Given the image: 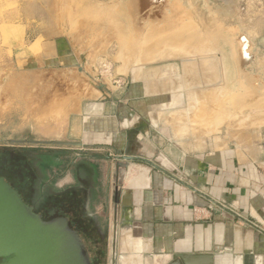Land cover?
<instances>
[{"label": "crops", "instance_id": "1", "mask_svg": "<svg viewBox=\"0 0 264 264\" xmlns=\"http://www.w3.org/2000/svg\"><path fill=\"white\" fill-rule=\"evenodd\" d=\"M19 28L24 37L15 40L12 34L9 41L23 67L14 69L10 86L23 91L16 93L15 105L11 96L1 99L0 132L11 127L13 116L25 114L23 129L80 142L73 147L92 155L103 210H113L115 164L129 158L124 188L131 191L132 206L125 209L128 222L118 226L117 233L128 229L120 250L140 246L145 262L162 258L156 264H264V124L247 122L239 131L215 113L197 121L185 118L181 112L189 111L187 93L193 87L185 84L181 65L173 67L172 88L163 79L126 90L101 85L83 103L76 88L67 92L66 83L76 68L84 69L71 52L78 37L34 38L28 23ZM87 28L91 38L98 35L97 25ZM108 33L102 31L101 38ZM36 42L38 54L31 51ZM193 111L203 112L198 106ZM54 147L50 151L59 153ZM61 171H49L59 186L67 178ZM127 197L122 193L121 202Z\"/></svg>", "mask_w": 264, "mask_h": 264}, {"label": "rangeland", "instance_id": "2", "mask_svg": "<svg viewBox=\"0 0 264 264\" xmlns=\"http://www.w3.org/2000/svg\"><path fill=\"white\" fill-rule=\"evenodd\" d=\"M111 1L112 0H0V101L1 99L8 100L11 96V99L13 98L11 102L15 105L17 104L16 93L23 91L16 90V86H10L11 79L15 78L14 69L16 67H23V64L19 62L20 58L15 56L16 50H11L9 38H12V34L15 40L23 38L25 35L24 29L19 27L22 22H25L29 24L28 35H32L34 38L37 36H39V38H57L60 36L68 38L69 35L78 37L76 38L77 41L74 40V42L72 40L71 52L72 54L75 53L78 55V59H76L75 63H79L81 68L83 67L84 69L80 71L79 68H76V75L73 76L75 78L72 80H69V77L66 78V83L67 92L68 88H76L73 93H75L74 95L76 96L81 95L83 103L87 102L85 97L89 98L88 92L92 89L95 90L101 85H105V87L111 90H113V87H116L117 90H126L127 87L129 88L133 83H137L141 86L147 83L148 86H154L155 83H159V81L163 79L170 84L168 88H172L173 85L171 84H173L174 77L173 67L176 68L178 65H181L185 84L189 88L193 87V90L187 93L189 111L181 112L182 114L186 113L185 118L188 117L196 120L197 118L199 119V117L203 118V116H209L204 114V112L210 108L204 104L200 107V110H203V112L200 114L195 113L194 115L193 113L195 111L193 110L196 105L192 103L191 100L195 98L200 101L203 100L204 97H213V94L221 92L222 94L220 96H225L226 101H220V104L213 106V108L221 113L220 116H226L225 123L229 121V124L233 126V130L234 128H238L239 131L244 130L247 128V122L249 124L252 122V124L257 126L264 124V101L259 102L261 105L257 103L259 106L256 104L248 107V109H242V107L246 106L243 104L244 96L242 94L245 92V89L240 85L246 83V86L251 87L254 83V79H252V77L245 78L237 74L240 84L238 88L240 90L238 88H233L231 86V80L235 78V76L231 69L232 67L230 68V66H232V59L220 53H218L219 55L215 54V52L222 47L220 44H214L215 41L220 39L221 32L217 28L210 29L211 18L208 15L209 13L204 0L184 1L195 14L199 26H203V28L209 30L199 31V29L191 25L193 29L204 40L207 39L210 41L211 39L208 38H210V36L211 38L214 37L211 40V44H213L208 45V43L203 46L197 39L182 38L189 35V32H185V28L190 25H183L175 29L173 24L177 25L181 19L182 21L187 19L186 14L184 17L178 14L174 17L176 22L172 23L171 26L166 25L163 26L162 29H148L147 34L144 35V38L142 37L147 47L144 49L142 47L138 48L136 51V58L139 55H151L150 58L144 59L143 67L138 65L128 66L126 64V61L129 64H133L132 62L134 61V58H132L133 56L130 55L131 53H127V51L130 50L129 48H131L130 42L133 40L132 38H134V35L130 29L127 30L124 16L120 17L119 11L122 9L121 5L116 4L113 6V9H106L99 6L100 4L109 3ZM207 1L214 11H222L220 12V17L226 24H238L243 32L255 42L261 49L259 60L262 61L259 62L261 65L264 64V0ZM16 25H18V29ZM94 25H97L99 32L98 35L94 36L95 38H91L90 32H88V28L86 30V27H92ZM169 27H171L170 33H167V31L165 32ZM102 31L103 34L105 31H109L108 40L106 38H101L102 36L100 33ZM176 36H180V38L176 39ZM170 41L173 42L171 43ZM20 44V49L25 50L26 43L20 41ZM164 48H166V50L168 48L169 50L165 53L166 50ZM40 49L39 42L34 43L31 47V51L34 54L40 53ZM11 51H15V53L13 52V54ZM177 51L178 53H174ZM119 53L123 63L121 68L118 58ZM126 54L127 58L125 61L124 56H126ZM20 57L24 58L22 55ZM137 62L138 61H136V63ZM203 66H205V68H203ZM86 68L90 70V73H87ZM119 68L121 73L118 71ZM255 69H259V67L256 66ZM39 80L40 82L44 81L43 79ZM18 83H20L19 80ZM196 88L199 89L197 90ZM11 89L12 91H10ZM29 92L31 93L32 91L30 90ZM229 92L231 93L229 94ZM5 94H7V96ZM216 98L217 95L214 99ZM213 104H215V101ZM26 118L27 115L25 114L13 116L11 127H9L7 131L0 132V148L17 150V147L23 146L24 144H13L10 141L24 139L30 134L35 140H51L41 137L36 132L23 129L21 122ZM228 127L227 129H229ZM60 140L75 142V140L68 139ZM52 150L64 153L63 157L67 166L70 162L74 163L81 159L89 161L92 156L88 151L72 146L54 147ZM96 163L100 164L101 162L98 161ZM1 168H4L5 171ZM0 171H3L5 174L7 173V175H14V186L23 192H27V185L30 183L31 177L29 164L22 156L12 151H9L6 157L0 154ZM65 173H67V178L62 179L60 183H66L63 185L64 187L74 184L76 181L73 178L71 166L68 167ZM93 209L102 217L104 227L108 229L109 232L105 246L100 248L99 257L101 259V264H147V261L145 262L140 256V252L143 249L131 252L118 250L115 257L113 256V210H103L99 199L93 203ZM127 231L128 229H126V227L119 228V235L117 236L118 245H120L119 239ZM118 248L119 246H117V249ZM161 259L162 258H155L153 264H156V262Z\"/></svg>", "mask_w": 264, "mask_h": 264}, {"label": "water", "instance_id": "3", "mask_svg": "<svg viewBox=\"0 0 264 264\" xmlns=\"http://www.w3.org/2000/svg\"><path fill=\"white\" fill-rule=\"evenodd\" d=\"M208 15L211 18L210 29H218L221 32L223 40L222 47L215 54L228 55L229 50L237 51L238 74L245 78L252 77L254 83L251 87L241 84L245 89L243 92L244 103L246 106L242 109H248L264 99V64H260L259 55L261 49L255 42L243 32L238 24H226L220 17V10L214 9L208 4ZM119 4L122 9L119 11L120 17L124 16L127 24V30L133 33L134 38L130 42L131 48L127 51L134 58L133 64L124 60L128 66H144V59L150 58L151 55H139L136 58L138 48L145 46L144 35L148 29L159 28L172 25L176 22L175 15L186 14L187 19L180 21L177 25L173 24L175 29L183 25H192L199 31H208L209 29L199 26L195 14L185 4L184 0H112L109 3L100 4L102 8L113 9V6ZM217 14V16H216ZM171 27L167 33H170ZM163 31V30H162ZM161 31V32H162ZM143 37V38H142ZM119 64L122 66V60L119 53ZM146 60V59H145ZM136 61H138L136 63ZM260 61V62H259ZM259 62V63H258ZM135 63V64H134ZM256 66L259 69H255ZM120 68L118 71L120 72ZM121 73V72H120ZM13 144H24L22 141H10ZM29 144L44 147H73L81 146L80 142H64L57 140L31 141ZM117 161L115 164V193L113 206V246L112 253L115 256L117 251L118 226L121 223L128 222L130 215L125 209L132 206L131 191L125 190V176L129 171L128 162ZM128 195L127 202H121V194ZM122 213L128 214V218L121 220ZM95 220L96 226H100L98 217L91 214ZM123 221V222H121ZM0 264H92L89 251L79 233L74 230L67 218L57 217L45 220L36 213L34 208L25 202L22 194L0 175ZM147 264H153L148 260ZM170 264H180L179 261Z\"/></svg>", "mask_w": 264, "mask_h": 264}, {"label": "flooded vegetation", "instance_id": "4", "mask_svg": "<svg viewBox=\"0 0 264 264\" xmlns=\"http://www.w3.org/2000/svg\"><path fill=\"white\" fill-rule=\"evenodd\" d=\"M16 141L25 142L24 145L27 146L17 147V150L1 147L0 154L6 156L9 151H12L27 160L31 177V181L27 185V192L14 186L15 176L3 173L5 167L1 168L3 171H0V175L22 194L25 202L32 206L43 219L67 218L71 227L79 233L85 242L92 264H101L100 248L105 246L109 232L104 227L102 217L93 209V203L98 198L95 168L89 161L83 159L75 161L71 165V170L76 182L66 187L59 186L50 177L49 171L45 169L46 157L51 153V149L29 144L28 142L38 141L33 139L31 134ZM91 214L98 217L99 227L96 226Z\"/></svg>", "mask_w": 264, "mask_h": 264}, {"label": "bare ground", "instance_id": "5", "mask_svg": "<svg viewBox=\"0 0 264 264\" xmlns=\"http://www.w3.org/2000/svg\"><path fill=\"white\" fill-rule=\"evenodd\" d=\"M181 21H182V19H181ZM195 28V27H194ZM154 29V28H153ZM185 32H189V35H186L185 37H182V38H193V39H197V40H199L200 42H201V44L204 46V44L206 45V44H208V45H212L211 44V40H212V38H214V37H212L211 38V36H210V38H208V39H211L210 41H208L207 39L206 40H204L203 38H201L200 36H199V34H197L196 33V31L193 29V27L190 25V26H188V27H186L185 28ZM212 32V31H211ZM156 34V33H155ZM154 34V35H155ZM213 34V33H212ZM131 35V34H130ZM129 35V36H130ZM150 35H151V33H150ZM204 35V34H203ZM211 35V34H210ZM132 36V35H131ZM148 36V35H147ZM152 36V35H151ZM174 36V35H173ZM202 36V35H201ZM207 36H208V33H207ZM213 36V35H212ZM163 37V36H162ZM205 37V36H204ZM148 38V37H147ZM176 39H178V38H180V36H176L175 37ZM207 38V37H206ZM220 39L218 40V41H215L214 42V44H220V45H222V42L224 43V44H226V41L225 40H223V39H221L222 38V36L221 37H219ZM173 39H174V37H173ZM216 39V38H215ZM171 42V41H170ZM173 42V41H172ZM171 42V43H172ZM176 42V41H175ZM174 42V43H175ZM176 43H178V42H176ZM227 45V44H226ZM233 48V50H231V48H230V50H229V53H228V55H226V56H228L229 58H231L232 59V62H231V64H232V66H230V68L232 69V71H233V74H234V76H235V78H232V87L233 88H235V89H237L239 86L238 85H240L239 84V78H237V74L239 73L238 72V58H237V51L234 49V47H232ZM165 50H166V48H164ZM171 49V48H170ZM160 50V49H159ZM167 50H169L168 48H167ZM167 50L165 51V53L167 52ZM176 50V49H175ZM178 50V49H177ZM161 51V50H160ZM172 51V50H171ZM181 51V50H180ZM147 52V51H146ZM159 52V51H158ZM169 52V51H168ZM163 53V52H162ZM174 53H178V51L177 52H174ZM173 53V54H174ZM172 54V55H173ZM155 55V54H154ZM171 55V54H170ZM225 54L223 53V56H224ZM203 61V60H202ZM214 61H216V60H214ZM208 62V61H207ZM215 63H217V62H215ZM201 66V65H200ZM207 66H209V65H207ZM217 66V65H216ZM203 68H205V66H203ZM210 70H211V68H210ZM138 71V70H137ZM222 71V70H221ZM241 77V76H240ZM211 78H212V76H211ZM222 78H223V76H222ZM230 83V82H229ZM245 83V82H244ZM246 84V83H245ZM230 85V84H229ZM167 87V86H166ZM231 87V88H232ZM225 89V88H224ZM239 89V88H238ZM240 90V89H239ZM231 92H229V94H230ZM222 93L220 92V93H215V94H213V97L212 96H209V98L208 97H204V101L203 100H196L195 98L194 99H192V103H194L195 105H196V107L198 106V107H201V105L202 104H204L205 106H208L210 109H208V110H205V112H204V114H206V115H211V112L212 113H215V114H217V116L219 115L220 116V112L218 111V110H216L215 108H213V106H215V105H219L220 104V101L222 102V101H226V98H225V96L224 97H221L220 95H221ZM217 95V98L216 99H214V97ZM224 95V94H223ZM208 98V99H207ZM200 99V98H199ZM214 101H215V104H213L214 103ZM264 101V99L261 101V102H263ZM212 104V105H211ZM258 104H260V103H258ZM257 104V106H259ZM261 105V104H260ZM212 107V108H211ZM202 113V112H201ZM214 114V116H216ZM252 114V113H251ZM218 118V117H217ZM130 168V167H129ZM126 178H127V174H126V176H125V181H126ZM129 215L127 214L126 215V218L128 217ZM122 220V219H121ZM118 242V241H117ZM119 243H120V245H118L119 246V248L117 249V251L118 250H120V247H121V245H122V242H121V238L119 239ZM135 249H137V250H141V247L140 246H136L135 247ZM117 251H116V253H117ZM114 256V255H113ZM115 257V256H114ZM128 263V262H127Z\"/></svg>", "mask_w": 264, "mask_h": 264}, {"label": "trees", "instance_id": "6", "mask_svg": "<svg viewBox=\"0 0 264 264\" xmlns=\"http://www.w3.org/2000/svg\"><path fill=\"white\" fill-rule=\"evenodd\" d=\"M64 153H54V152H51L48 157H46V164H45V169L47 171H52L54 169H56L57 171H61L62 174L65 173V171L68 169L69 166H71L72 162H70L68 164V166L65 164L66 161L63 157ZM6 157V156H4ZM65 166V167H64ZM64 170H63V169ZM98 200V198H97Z\"/></svg>", "mask_w": 264, "mask_h": 264}]
</instances>
